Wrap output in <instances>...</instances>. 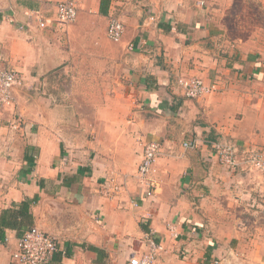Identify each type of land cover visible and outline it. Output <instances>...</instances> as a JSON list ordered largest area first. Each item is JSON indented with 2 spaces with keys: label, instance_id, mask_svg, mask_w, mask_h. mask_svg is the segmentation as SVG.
<instances>
[{
  "label": "crops",
  "instance_id": "0c3cea01",
  "mask_svg": "<svg viewBox=\"0 0 264 264\" xmlns=\"http://www.w3.org/2000/svg\"><path fill=\"white\" fill-rule=\"evenodd\" d=\"M59 1L0 0V69L23 81L0 107V264L30 226L58 238L49 264H127L146 235L160 245L153 264H264V224L251 227L264 171L245 158L264 157V0H79L68 24ZM110 16L126 26L119 41ZM185 76L214 90L186 97ZM219 137L235 147L232 171L210 145ZM111 179L119 190L99 192Z\"/></svg>",
  "mask_w": 264,
  "mask_h": 264
},
{
  "label": "built area",
  "instance_id": "2783aa9c",
  "mask_svg": "<svg viewBox=\"0 0 264 264\" xmlns=\"http://www.w3.org/2000/svg\"><path fill=\"white\" fill-rule=\"evenodd\" d=\"M78 0H62L56 4V19L62 24H68L76 19ZM152 20L153 17L151 16ZM38 27L45 28L48 20L42 16L38 17ZM123 22L114 16H110L107 27V36L112 41H119L123 35ZM22 76L14 70L0 69V107L10 105L14 100V90L22 85ZM179 88L186 97L196 98L214 90L212 85L204 84L198 76L182 77L177 80ZM216 155L218 163L226 169H235L238 165V157L233 144L224 137H219L210 144ZM185 148L192 147L193 141L183 142ZM159 153V144L150 140L144 144L142 158L137 166V178L140 183L146 184L144 195L150 197L155 190V181L150 178L149 173L152 164ZM259 150H249L245 156L250 167L264 171V157ZM121 185L114 179L103 183L99 192L107 195L109 191L119 190ZM99 221L98 217H95ZM100 222V221H99ZM147 248L140 254L133 252L127 264H152L160 249L155 239L146 235ZM58 238L52 233L46 232L38 227L28 228L19 238L16 250L11 257L14 264H49L53 253L58 249Z\"/></svg>",
  "mask_w": 264,
  "mask_h": 264
},
{
  "label": "rangeland",
  "instance_id": "374dc122",
  "mask_svg": "<svg viewBox=\"0 0 264 264\" xmlns=\"http://www.w3.org/2000/svg\"><path fill=\"white\" fill-rule=\"evenodd\" d=\"M79 1V0H78ZM125 1V0H124ZM127 2H130V3H137V1L136 0H126ZM128 5V4H127ZM114 13V15H116V16H118V15H120V13H119V11L116 9V6H115V8L112 10V14ZM120 17V16H119ZM124 25V24H123ZM124 31H126V26H124ZM123 31V32H124ZM124 34V33H123ZM185 77H187V76H185ZM189 77V76H188ZM66 80H64V78H62L61 80H60V87L62 88V89H66V88H68V84H66V82H65ZM95 82V81H94ZM69 83V82H68ZM101 83V82H100ZM99 83V84H100ZM96 84V83H95ZM97 84L99 87V89H98V91H96V93H90L89 94V96H90V98H96V97H98L97 95V93H99V96L103 93L102 91H101V86H102V84ZM179 87V86H178ZM181 89V88H180ZM181 92H182V94L185 96V94L183 93V91H182V89H181ZM110 94H114V92H111ZM99 99H100V97H99ZM150 141V140H149ZM147 142V141H146ZM146 142H144V144L146 143ZM143 147H144V145H143ZM262 155V157H263V153L261 154ZM251 169L252 170H255V171H259V169H256V168H254V166L253 167H251ZM228 170H231V169H228ZM232 171V170H231ZM260 172V171H259ZM263 173V172H262ZM151 176V175H150ZM151 178V177H150ZM152 179V178H151ZM142 184V186L145 188V190H146V184L145 183H141ZM124 185V184H123ZM122 185V186H123ZM254 187H257V185L256 186H254ZM144 191V190H143ZM145 192V191H144ZM247 195V194H246ZM250 209H248V207H247V212L249 211ZM254 214L255 215H257L258 214V211H255L254 212ZM96 220V219H95ZM257 221V222H256ZM254 220V221H252V223L253 224H251V227H253V229H255V230H258V228H259V225L260 224H264V218L262 219V218H259V219H257V220ZM153 264V263H152Z\"/></svg>",
  "mask_w": 264,
  "mask_h": 264
},
{
  "label": "trees",
  "instance_id": "16d2710c",
  "mask_svg": "<svg viewBox=\"0 0 264 264\" xmlns=\"http://www.w3.org/2000/svg\"><path fill=\"white\" fill-rule=\"evenodd\" d=\"M214 141H216V140H214ZM214 141H211V142H214ZM25 205H26V201H25V202H22V206H25ZM27 214H28V213H27ZM30 227H32V226H30ZM30 227H28V228H30ZM28 228H27V229H28ZM27 229H26V230H27ZM26 230H24L23 233H24ZM23 233H22V235H23ZM22 235H21V236H22ZM0 237H1V236H0Z\"/></svg>",
  "mask_w": 264,
  "mask_h": 264
}]
</instances>
